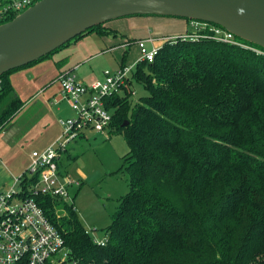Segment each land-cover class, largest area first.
<instances>
[{"label":"trees","instance_id":"obj_1","mask_svg":"<svg viewBox=\"0 0 264 264\" xmlns=\"http://www.w3.org/2000/svg\"><path fill=\"white\" fill-rule=\"evenodd\" d=\"M104 26L1 75L0 129L23 106L12 72L94 31L105 35ZM242 41L248 46L167 40L105 99L110 134H123L129 146L122 169L129 191L103 245L73 206L58 218V202L38 195L70 250L59 264H264V48ZM133 80L148 91L137 101Z\"/></svg>","mask_w":264,"mask_h":264},{"label":"built area","instance_id":"obj_2","mask_svg":"<svg viewBox=\"0 0 264 264\" xmlns=\"http://www.w3.org/2000/svg\"><path fill=\"white\" fill-rule=\"evenodd\" d=\"M37 1L0 0V24L16 17ZM190 25V35L172 36L166 41H174L179 37H211L248 46L222 27L209 22L192 20ZM152 42L151 36L137 40L141 50L139 61H154L161 47L149 46ZM259 52L264 53L262 50ZM134 69L133 65H125L116 71L106 70L103 80L90 85L80 82L73 71L59 75L57 81L61 85L62 96L70 102L75 115L60 120V135L46 148L31 151L26 169L14 178L11 185L0 191V264H59L68 260L70 250L63 233L47 215L37 197L50 195L55 199L58 202V218L64 216L60 213V207L65 212L66 206L76 209L71 188L81 186L82 182L70 173L61 171V158L68 146L87 130L109 137L112 113L106 107L105 99L122 91ZM95 241L102 245L107 242L96 238Z\"/></svg>","mask_w":264,"mask_h":264},{"label":"water","instance_id":"obj_3","mask_svg":"<svg viewBox=\"0 0 264 264\" xmlns=\"http://www.w3.org/2000/svg\"><path fill=\"white\" fill-rule=\"evenodd\" d=\"M138 15L213 23L264 48V0H39L0 24V76L41 59L95 26Z\"/></svg>","mask_w":264,"mask_h":264},{"label":"crops","instance_id":"obj_4","mask_svg":"<svg viewBox=\"0 0 264 264\" xmlns=\"http://www.w3.org/2000/svg\"><path fill=\"white\" fill-rule=\"evenodd\" d=\"M175 18L177 17L138 15L129 16L124 19L122 23H113L111 24L112 26L107 24L104 26L109 30L107 34H99L94 31L83 38L70 43L65 48H62L48 57L53 59V62L51 61V63H49V67L54 70L51 79L54 78L55 81L59 83L57 78L61 73L73 71L76 74V71L81 68V63L84 61L93 62L96 58L104 56L105 54L109 56L110 60L112 58V60L116 62V68H111L109 66L110 69H112L110 71H116L122 67V64L117 66V63H119V60L121 59L123 50L128 46L126 45V38L124 41L125 43H123V40L120 39L118 35L124 31L125 27L129 29L131 37L134 36L136 32H143V34L137 35L138 38H135V41L161 34L160 37L164 42L163 44H165L166 39L175 36V34L164 35L165 33L162 34V30H156L157 34H153L152 29L149 27V23L159 26L168 24L170 22L169 20L174 22L173 20H175ZM181 20H184L187 27L186 32H188L190 30V22L186 19ZM149 46H157L156 39L150 43ZM42 61L32 66L14 71L9 75L17 95L23 101V106L11 121L0 129V191L11 185L14 182V178L19 176L26 169L30 160L31 151L46 148L60 135L62 128L60 121L58 125V120L67 119L75 115L70 102L62 96L60 83L57 86L53 85L52 82H49L50 78L46 75V67H43L45 65H42ZM104 61H106L105 57ZM106 65L108 66V64ZM105 69H107V67ZM103 71V74L99 76L95 73V70L91 65L89 71H80L79 75L76 74V76L83 84L90 85L95 81L104 79L106 70ZM27 109L31 110L29 116L23 114ZM16 118L17 120H21L22 123L18 128H16L15 125H12L13 127L11 128V123ZM43 118H46L44 119L45 121H43ZM47 120L51 121L53 127L48 130L49 133L45 140L35 142L36 138L31 136L32 132L35 130V125L38 123H46ZM88 132L89 131L84 132L80 137H85L87 139L89 136ZM80 137H78V139ZM109 137H111V134ZM78 139L73 142L77 143ZM28 147H31L32 150L28 151ZM18 148H20V151L16 152V149ZM65 153L66 155L63 158H72L68 152ZM15 162L18 163V171L17 169L15 170L12 165V163ZM83 178L84 177H77V179H81L82 184L84 182Z\"/></svg>","mask_w":264,"mask_h":264},{"label":"rangeland","instance_id":"obj_5","mask_svg":"<svg viewBox=\"0 0 264 264\" xmlns=\"http://www.w3.org/2000/svg\"><path fill=\"white\" fill-rule=\"evenodd\" d=\"M126 18L127 17L110 20L106 22L105 25L122 23ZM181 19L183 18H175V20H173L174 22L169 20L170 22L168 24L159 26L149 23V27L152 29L153 34H157L156 30H162V34L165 33L164 35L175 34V36H181L185 34L183 32H186L187 28L184 20ZM191 32L192 29L190 25V30L186 32V35H190ZM141 34H143V32H136V36L134 35L131 37L127 27L118 34L119 38L123 40V43H125L124 41L126 38V45L128 46L123 50L117 66L126 64L127 66L133 65L136 67L141 57V50L135 38L137 39V35ZM160 35L152 36L153 41L156 39V47L164 45ZM100 57L96 58L93 62L84 61L81 63V68L76 71V74L79 75L80 71L84 70L89 71L91 65L95 73L99 76L103 74V70L110 71L112 70L110 67L116 68V62L113 61L112 58L110 60L107 54ZM104 57L106 61H104ZM43 61L42 65H45L43 66L44 68L46 67V75L51 79L54 70L49 67V63H51V61L53 62V59L46 58ZM106 64H108V66ZM106 67L107 69H105ZM132 75L133 73L130 74V77H132ZM50 79L49 82H52L53 85H59L54 78ZM131 88L133 92H135H132V99L134 101L148 94L144 86L136 80H133ZM30 112L31 110L27 109L23 114L29 116ZM44 119L46 118H43V121H45ZM60 120L62 119L58 120V125ZM21 123V120H17L16 118L11 123V128L13 127L12 125L18 128ZM35 126V130L31 134L32 137L36 138L35 142L45 140L49 133L48 130L53 127L49 120H47L46 123H38ZM87 131H89L87 139L85 137H80L77 143L73 142L69 145L68 154H70L72 158H63L66 155V153H64L60 161L61 164L59 163V165L63 173H70L74 178L84 177V182L81 184L82 186H74L71 188L76 210L85 228L90 231L96 239L107 240V228L112 223V216L118 209L121 197L129 191L128 176L126 172L122 170L124 169L125 158L129 152V146L123 134L113 133L111 137L107 138L93 130ZM27 150L31 151L32 148L28 147ZM18 151H20V148L16 149V152ZM17 164L16 162L12 163L14 169L18 171ZM60 213L66 215L65 210L61 207Z\"/></svg>","mask_w":264,"mask_h":264}]
</instances>
